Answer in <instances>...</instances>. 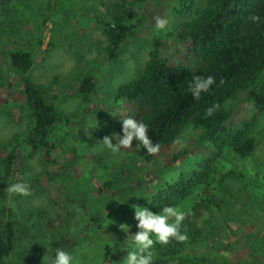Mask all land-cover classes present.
<instances>
[{
	"label": "rangeland",
	"instance_id": "obj_1",
	"mask_svg": "<svg viewBox=\"0 0 264 264\" xmlns=\"http://www.w3.org/2000/svg\"><path fill=\"white\" fill-rule=\"evenodd\" d=\"M56 1L11 0L6 5L0 2V69L8 70L2 54L5 38L18 36L30 44L39 27L42 42L33 50L35 65L29 74L35 82L49 87L63 116L74 118L71 124L62 121L53 129L60 147L53 158L55 163L51 159L43 161L42 153L25 158L26 185L36 178L39 190L26 197L8 195L7 213L17 221L28 224L37 220L26 218L31 209L42 208L46 214L42 223L37 222L38 236L28 242L17 241L7 264L47 259L49 245L41 236L52 237V233L77 240L71 252L75 264H123L130 249L117 246L115 251L112 243L119 245L126 239L120 225H130V232L135 234L134 208L147 206L159 212L152 205L153 197L181 176L203 179L174 205L185 212V218L195 220L203 232L176 254L165 257L163 264H176L181 258L195 264H264V107L255 101H241L234 106L228 121L233 127L240 119L248 122L255 149L245 158L229 148L220 150L206 140L199 142L201 128L191 124H185L176 138L187 151L172 163L169 160L173 153L181 149L176 143L159 150L149 163L126 149L112 154L103 144L91 143L89 125L96 120L97 125L108 122L122 112L120 100L114 99L117 88L143 72L151 51L157 48L161 53H171L176 43L167 34L176 20L173 7L178 0H145L136 5L137 36L127 40L116 59L106 55L107 39L95 14L98 9L101 13L108 11L112 0H58L62 1L61 8L51 11L52 22L62 28L43 22L49 16L48 4ZM196 1L205 5V0ZM157 17L168 21L166 30L155 29ZM49 41L52 44L46 53ZM157 43L161 45L156 47ZM10 46L7 42L6 48ZM85 72L93 73L96 81V91L88 102L77 92L76 80ZM3 91L0 96L5 94ZM26 122V117L11 121L0 110V145L13 134L21 133ZM19 168L17 164L16 169ZM227 170L233 173L222 177L221 173ZM105 180L113 183L111 190L98 194V183ZM118 188H122L118 195L110 196ZM120 197L143 201L126 207L121 206ZM97 212L101 213L98 226L91 223ZM22 229V233L29 231Z\"/></svg>",
	"mask_w": 264,
	"mask_h": 264
},
{
	"label": "trees",
	"instance_id": "obj_2",
	"mask_svg": "<svg viewBox=\"0 0 264 264\" xmlns=\"http://www.w3.org/2000/svg\"><path fill=\"white\" fill-rule=\"evenodd\" d=\"M10 1L0 0L2 5ZM144 1L112 0L108 11L101 13L98 9L95 13L107 39L105 50L108 58L119 57L127 40L137 36L139 19H134V7ZM61 4L62 1L59 3L58 0L48 4L50 12L49 16L44 17V23L49 21L55 27L62 28L52 22L54 16L51 14L53 10L59 11ZM204 4L196 0H178L173 7L176 20L170 25L167 34L176 45L171 48L169 55L161 53L157 48L151 51L143 72L118 86L114 99L120 100L122 112L114 119L90 129L91 143L103 144L102 140L107 136L122 135L120 115H123L147 124L149 136L153 144L160 145V150L172 145L182 127L191 124L201 128L199 142L206 140L215 149L229 148L241 158L252 153L255 139L249 134L247 120L240 119L234 127L228 121L234 106L241 101H255L264 107V0H205ZM252 15L259 16L260 21L253 22L250 19ZM36 30L38 35L33 41L30 40V44L18 36L7 37L3 42L5 51L2 54L6 56L8 70L4 72L0 69V92L2 89L5 92L0 96V110L11 121H21L26 117L27 122L21 133L13 134L0 145V264H7L17 241L28 242L38 236L35 235L37 222L42 223L46 214L42 208L28 210L26 218L37 219L28 224L8 215L5 205L10 195L8 185L27 183V177H23L26 157L42 153L43 161L51 159L55 163L53 158L59 153L60 147L53 129L59 122L71 124L74 121L72 116L60 113L56 96L50 92L49 87L35 82L29 74L35 65L33 50L42 42L39 27ZM7 42L11 43L8 48ZM51 44V41L47 43L44 50L46 53ZM159 45L161 43L155 46ZM196 75L215 78V84L208 92L202 93L199 99L192 97L188 87ZM76 81L78 94L84 102H88L96 91L94 74L85 72ZM209 109L212 110L210 115ZM126 150L148 163L157 155L148 154L142 146L137 148L135 141ZM186 151L183 148L174 152L169 163ZM17 164L20 165L19 170L16 169ZM232 173V170H227L221 176L226 177ZM198 178L181 176L175 182L165 185L153 197L152 205L158 211L163 206H174L189 193L195 183L203 181ZM112 184L109 180L98 183V194L105 195L108 189L111 190ZM28 189L30 193H36L39 190L38 179L30 180ZM121 189L112 190L110 196L118 195ZM142 199L120 197V202L121 206L128 207L142 202ZM100 214L97 212L91 223L98 226ZM22 228L29 231L22 233ZM181 230L186 231V241L173 240L167 246L154 245V264H163L165 257L176 254L203 232L191 217L182 221ZM51 235L41 236L48 242V257H53L56 249L71 253L77 245L76 239L55 236L53 233ZM25 264H47V259L37 258ZM176 264L195 263L181 258Z\"/></svg>",
	"mask_w": 264,
	"mask_h": 264
},
{
	"label": "clouds",
	"instance_id": "obj_3",
	"mask_svg": "<svg viewBox=\"0 0 264 264\" xmlns=\"http://www.w3.org/2000/svg\"><path fill=\"white\" fill-rule=\"evenodd\" d=\"M253 22H259L260 17L257 15L250 16ZM168 21L164 18L157 17L155 21V29L157 31L166 30ZM215 84L213 76L202 77L196 75L192 82L188 85L191 95L194 99H199L202 93H206ZM212 110L209 109V115ZM122 119V135L115 134V137L107 136L103 142V148L110 151L112 154L121 153L122 150L131 148L133 142H136V147L146 150L148 154H156L160 150L159 144H153L149 136L148 125L144 122L128 116L120 115ZM90 128L97 127L95 124H90ZM115 139V142H113ZM181 149L184 145L179 140L174 141ZM7 191L10 194H19L21 196H29L28 186L24 182H17L8 185ZM174 218V219H173ZM185 219V212L179 207L163 206L159 212H153L147 206H138L134 208V220L137 221V232H130V225L121 224V230L126 233V239L122 244H115L123 250L130 249L127 256L123 260V264H154L153 248L155 244L167 246L171 241L184 242L187 240L186 231L181 230L182 221ZM154 237V239H153ZM113 251V252H115ZM47 264H75V257L72 253L63 249H56L53 257L47 258Z\"/></svg>",
	"mask_w": 264,
	"mask_h": 264
}]
</instances>
